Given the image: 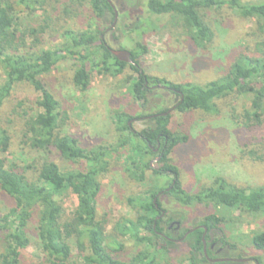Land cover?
<instances>
[{"label":"rangeland","instance_id":"1","mask_svg":"<svg viewBox=\"0 0 264 264\" xmlns=\"http://www.w3.org/2000/svg\"><path fill=\"white\" fill-rule=\"evenodd\" d=\"M144 1L111 0L118 15L117 23L113 30L103 35V41L112 50L132 52L138 49L135 43H141L140 48L145 53L138 59V68L147 77L175 85L191 83L205 86L222 78L237 56L257 55L255 45L261 38L254 21L241 18L233 10L221 8L199 12L213 37L211 42L197 47L174 18L158 19L150 16L144 9ZM255 1L258 0H242ZM83 2L47 0L42 10L37 9L31 13L20 7L17 12L28 29L44 27L36 37L37 44L34 45L31 37L26 38L32 51L54 52L62 48L63 60L54 64L48 74L39 77V81L57 101L60 115L67 117L63 133L88 151L114 145L119 137L127 135L116 126V113H124L132 118V131L139 133L152 126L147 117L169 110L177 98L166 90L153 89L145 101L136 102L130 93V86L137 75L128 66H125L121 74L115 75L111 69L104 71L102 67L95 69L86 64V90L81 92L74 86L76 52L83 54L84 51L74 47L70 53L63 47H73L71 35L91 32L89 27L94 23V18ZM150 21L156 22L157 30L156 26L150 25ZM135 24H141L144 32L141 27L133 32ZM101 25V30L109 26L108 23ZM255 86L258 87L259 83ZM39 97V93L34 92L26 83L19 84L0 111V126L11 133L12 139L6 160L20 167L33 162L40 164L39 155L24 149L20 142L21 115L23 111L26 113L31 109L38 111L36 102ZM249 97L235 93L217 98L213 100L215 113L191 111L169 114L171 134L186 138V141L169 154L168 161L178 170L181 187L188 193L197 194L212 186L217 179L242 190L264 186V128L249 129L246 126L244 113L249 107ZM129 148L126 147L108 160V173L99 175V192L95 200L97 219L105 223L106 244L108 246L116 235L121 248L117 253L112 252V256L123 263H128L142 248L128 235L115 230L125 224V220H133L140 210L138 204H129L128 200L148 199L150 192L166 185L156 182L149 174L143 183L131 181L126 172ZM43 158L56 164L61 172L84 171L87 167L85 162L63 160L54 149L45 153ZM153 166L159 168V165ZM160 202L169 217L174 220L181 218L183 229L198 225L208 215L216 216L221 234L215 235V239L222 237L236 247L234 251H227L225 257L235 260L241 256L245 259L261 257L264 260V252H257L251 246L253 236L264 234V214H246L205 204L182 208V204L170 197H161ZM13 205V200L0 191V217ZM76 205L75 196L69 192L62 202L64 220L72 217ZM70 246V263L83 264L72 242ZM2 249L0 238V252ZM170 249V254H155L160 257L162 264H188L187 244H177ZM39 263L40 254L32 243L22 251L20 264Z\"/></svg>","mask_w":264,"mask_h":264},{"label":"trees","instance_id":"2","mask_svg":"<svg viewBox=\"0 0 264 264\" xmlns=\"http://www.w3.org/2000/svg\"><path fill=\"white\" fill-rule=\"evenodd\" d=\"M46 1L0 0V111L19 84L26 83L40 95L36 102L38 111L32 109L29 110L30 113L23 111L20 125V142L24 145V149L39 155L40 164L33 162L20 167L6 160L11 148V133L0 126V191L14 202L13 207L0 217V238L3 243L0 264H20L22 251L32 243L40 254L41 263L39 264H71V242L83 264H162L160 257L155 254L167 255L168 249L174 245L167 244L165 249L158 250L159 244L156 240L159 238L155 231L161 230L158 229V224L154 223L156 212L151 199L156 195L155 192L160 190L159 187L150 192L148 199H129V204H138L140 210L133 220H125V224L115 229L123 235H128L142 247L128 263L117 261L112 256V252L117 253L120 250L121 244L114 235L107 246L105 223L98 220L96 216L95 200L99 192V175L108 173V160L126 147L131 149L126 167L128 178L131 181L143 183L146 181L145 176L149 174L150 178L161 183V173L174 174L175 185L168 195L184 207L205 204L246 214H264V186L242 190L217 179L212 186L197 194H190L182 189L176 178L178 170L169 163L168 156L180 143L186 141V138H178L171 134L170 115H161L166 114L168 110L152 116L151 122L155 123L154 129L145 128L137 135H133L127 125L132 118L124 113H116L114 122L127 135L119 137L114 145L100 146L88 151L80 148L75 139L63 133L62 128L67 122V117L60 115L57 101L39 81V77L48 74L54 64L63 60L62 48L54 52L32 51L30 45L26 43V38L31 37L34 45L37 44L36 37L42 33L44 27L28 29V26L21 22L17 12L20 7L31 13L37 9L42 10L46 7ZM82 1L94 18V23L89 27L91 32L86 35H71L73 47L63 45V48L70 53L74 47H80L84 51L83 54H80V51L76 52L77 68L74 80V86L84 92L88 81L86 64L95 69L102 67L104 71L111 69L115 75L121 74L126 65L114 59L99 38L100 35H104V32L98 30L101 24L113 22L111 0ZM221 8H228L235 11L241 18L254 21L261 38L255 45L256 57L237 56L222 78L205 86L191 83L175 85L147 77L143 71H139L138 59L145 51L141 50V43L136 42L138 49L130 52L136 67L129 66V68L137 75V78L131 82L130 93L136 102L145 101L150 93L146 90L145 83L149 86L165 87L166 91L177 98L173 112L179 114L191 111L215 113L213 100L235 93L249 95V107L244 113L246 126L249 129L264 128V0L255 2H242V0L144 1V9L150 16L158 19L174 18L197 47L211 42L213 37L199 12ZM27 24L29 25L28 22ZM141 24H135L133 32L141 29ZM155 24L156 22L150 21L151 26H156ZM257 83H259L258 87L255 86ZM159 134L166 136L167 141L164 142L163 139L161 141L162 166L158 170H152L149 167L152 153L147 146V141L155 147L154 139ZM50 149H54L65 161L85 162L86 170L61 172L56 164L43 158ZM69 192L75 196L77 205L72 217L64 220L62 202ZM218 223L216 216L208 215L199 224L208 229H219ZM154 224L155 229H153ZM201 234L202 230L199 229L185 239L189 248L188 264L206 262ZM215 242L224 252L236 249L222 237L215 239ZM251 246L257 252H264V234L253 236ZM207 255L212 257L211 251L207 252ZM241 257L240 259L244 258ZM246 259L249 261L240 264L249 262L264 264L261 257Z\"/></svg>","mask_w":264,"mask_h":264},{"label":"flooded vegetation","instance_id":"3","mask_svg":"<svg viewBox=\"0 0 264 264\" xmlns=\"http://www.w3.org/2000/svg\"><path fill=\"white\" fill-rule=\"evenodd\" d=\"M108 1V0H107ZM112 4V10H113V22L111 24H109V26H107V28L100 30V32H104V35L109 32L110 30H113L114 26L117 23V12L116 9ZM100 40L103 41V36L100 35ZM104 42V41H103ZM104 45L106 46L107 50L110 51L112 49H110L106 43L104 42ZM114 51H124L122 49H117ZM129 53L131 51H128ZM110 53V52H109ZM113 57V56H112ZM114 58V57H113ZM115 59V58H114ZM130 59L132 60L133 64H128V63H124V62H120L122 64H125L126 66H135V63L133 61V59L131 58V53H130ZM138 68V67H137ZM130 69V68H129ZM139 69V68H138ZM139 71L141 72V70L139 69ZM137 78V76H136ZM145 88L146 90L149 92H151L153 89H162V90H167V88L162 87V86H153V85H147V83H145ZM177 101V100H176ZM175 108V104L168 110L171 112L174 111ZM167 111V112H168ZM164 115V114H161ZM153 116V115H152ZM152 116L147 117V119H149L150 121L152 120ZM154 117V116H153ZM133 119L129 120V122L127 123L129 131L133 134V135H137L138 133L132 131V127H131V121ZM152 126L148 127V128H152L154 129L155 127V123L151 122ZM145 129V128H144ZM162 139L164 140V142L167 141V137L163 136L161 134L157 135L154 139L155 142V147H153L148 141H147V146L150 149L151 153H152V159L149 162V167L152 170H158L162 165H161V152H162V144L161 141ZM153 164L155 165H159V168H154ZM169 177V178H168ZM177 180L179 181V173H178V177H176ZM175 175L171 174L169 172L167 173H161V183H166L165 186H160L159 187V191L155 192V196L151 199L152 204H153V208L156 212V216L154 217V223L158 224V229H160L161 231H155V234L157 235V237L159 239H157L156 241L159 244L158 250H160V248H166L167 244H172V245H177V244H186L185 239L187 238V236L189 234H191L193 231L202 230V234H201V240H202V244L203 246H205V253L203 251V255L206 259V262L203 264H225V263H231V262H221V263H212L211 261L213 260H223V259H229L228 257H225L224 254L226 252H224V250L222 249V247L220 245H217V243L215 242V235L217 234H221L219 229L216 228H207L203 225H195L193 227L187 228V229H183L182 226V222H181V218L174 220L172 217L168 216L167 211L165 210V208L163 207L162 203L160 202V198L164 197L165 199L169 198L170 196L168 195L169 191L172 189V187L175 185ZM180 182V181H179ZM181 184V183H180ZM183 189V188H182ZM172 198V197H170ZM174 201H176L175 199H173ZM198 205V204H195ZM140 208V207H139ZM182 208H187V207H182ZM189 208V207H188ZM155 224L153 226V229H155ZM144 233V232H143ZM212 253V257H210V255H207V252ZM172 252V250L169 248L168 249V254H170ZM187 253L189 255V248L187 247ZM224 256V257H223ZM247 262L249 261L248 259H246ZM235 264H240V263H235Z\"/></svg>","mask_w":264,"mask_h":264},{"label":"water","instance_id":"4","mask_svg":"<svg viewBox=\"0 0 264 264\" xmlns=\"http://www.w3.org/2000/svg\"><path fill=\"white\" fill-rule=\"evenodd\" d=\"M110 54L118 61L128 63V64H133L132 60L130 59V53L128 51H114L110 50ZM171 110L168 111L166 114L163 116L170 114ZM203 251L205 253V246H203ZM212 263H221V262H231V263H246V259H223V260H213L211 261Z\"/></svg>","mask_w":264,"mask_h":264}]
</instances>
